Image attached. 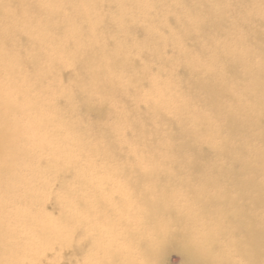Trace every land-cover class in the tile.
<instances>
[{
    "label": "bare ground",
    "instance_id": "1",
    "mask_svg": "<svg viewBox=\"0 0 264 264\" xmlns=\"http://www.w3.org/2000/svg\"><path fill=\"white\" fill-rule=\"evenodd\" d=\"M23 1L0 0V29H2L0 45L15 51L14 55L7 52L6 57L0 53V64L2 61L8 62L7 65L1 64V68H8L9 76L14 78L13 75L17 73L14 65L17 64L21 67L19 72L26 73L30 78L35 74L43 77L61 65L66 66L68 63L53 60L49 67L48 57L37 54L41 51L40 45L25 25L29 20L33 27L37 22L42 23L55 37L53 40L55 44H59L64 39L70 28L76 27L82 34L83 47L77 51L76 42L69 39L64 49L69 61L72 59L71 54L76 52V62L71 66L77 75L74 79L75 85L87 82L92 75H97L99 94L102 97H113L118 101L117 107L113 108L116 119L122 124L132 125L136 132L134 135L137 136V147L130 152L125 151L120 156V163L114 169L124 174L101 177L100 181L103 183L97 187L102 193L99 192L100 196L108 197L111 205L128 201L130 205L140 204L141 208L146 209L152 217L164 211L163 205L158 201L159 187L148 188L149 191L144 195H138L137 193L141 191L136 190L147 182H159L165 186L168 185L167 181H171L178 189L169 186L174 188H171L169 194L165 196L183 193L179 191L183 189L187 192L186 196L190 201H195L197 204L202 202L203 205L212 207L213 212L223 213L222 209L217 210L218 204L227 206L223 209H232L236 219L234 220L232 216L226 217L235 224L233 229H230L231 237L242 242L253 264H262L264 262V24L257 21L262 14L256 5L264 3V0H251L253 1L251 9H245L244 0H157L162 7H175L186 11L185 16L181 13L175 17L172 15L173 18L169 19L167 24L173 29H180L185 38L192 39V47L182 52L174 50L171 46L182 44L184 39L174 40L159 27L156 35L148 38L158 43L157 54L151 60L136 56L130 47L123 44L121 33L124 31L125 15L122 19L108 18L110 9L121 3L120 0H94L97 7L101 4L105 6L102 13L103 21L94 29L95 36L89 15L83 9L67 8L59 12L46 13L39 8L38 10L13 8L14 17L9 16L6 24L3 5L17 6ZM52 2H63L68 5L87 3L89 0H52ZM214 5H219V8ZM65 12L69 14L67 17ZM13 19L15 22H12ZM254 21L258 24L257 31L255 27L254 32H249L248 28ZM262 21L264 22V17ZM238 23L246 24V33L235 32ZM5 27L8 29L7 35L3 31ZM29 42L32 45L28 44ZM154 65H157V68H154ZM98 66L101 71L98 74L92 73V70ZM107 68L123 73L127 84L122 86L110 77L106 79ZM157 76L159 91L153 82V77ZM68 90L67 88L63 90L62 98L68 97ZM76 90L80 91L78 87ZM80 93L83 94L81 91ZM165 100L173 105L170 111L173 118L175 116L178 122L190 125L192 133L188 132L189 130H182L184 124L178 125L171 118H167L170 138H179L182 143L179 145L167 143L161 147L146 145L148 137H152L156 131L153 115L167 106ZM84 106L87 109H92L94 106L103 110L110 104L93 101L85 103ZM51 116L58 118L57 110H52ZM28 124H33L30 118ZM63 125L64 128L68 127L66 124ZM8 127H0V159L8 155V150L12 159L18 162L20 151L16 137L19 132H12ZM92 131L97 134L96 137H108L103 127L88 122L84 132L77 133L82 137L80 138L82 143L91 139ZM254 131L257 133L244 139L246 133ZM254 141L263 147L254 146ZM111 143L109 139L107 146L118 155L117 149ZM141 145L143 148L138 149ZM232 166L240 168L239 173L233 172L237 180L233 177ZM145 167L147 171L144 170ZM117 180L129 181V184L134 185L132 194L126 192V195H123L125 193L112 190L110 195L106 196L103 192L111 185L110 181ZM229 183H235L234 193L227 191ZM153 197H157V200ZM95 207L94 221L105 220L108 207L99 200H96ZM253 209H257L258 213ZM173 211L169 210V214L173 215ZM134 212L133 209L129 213ZM221 224L216 223L220 234L224 235L229 229L225 230ZM80 228L81 225L68 236L62 225H50L46 232L40 235L42 238L38 240V247L34 250L37 256L34 264H41L40 261L42 262L48 254H52L53 250L57 249L62 252L63 259L60 264L62 262L70 264V259L81 253V245L79 247L71 241L80 235ZM131 228L132 226L128 227L122 234L123 240L128 241L125 245L131 240L135 244L137 239V234ZM229 238L225 242H228ZM110 239L118 240L119 236H112ZM141 245V249H144V243ZM181 249L183 250L182 247ZM109 255L111 264H121L125 252L110 251ZM187 255L188 264H212L211 258H193ZM10 262L9 258H5L0 264H10Z\"/></svg>",
    "mask_w": 264,
    "mask_h": 264
},
{
    "label": "rangeland",
    "instance_id": "2",
    "mask_svg": "<svg viewBox=\"0 0 264 264\" xmlns=\"http://www.w3.org/2000/svg\"><path fill=\"white\" fill-rule=\"evenodd\" d=\"M120 2L127 3L132 8L130 12L124 14L126 19L123 21L124 31L121 34L123 35V44L126 47H130L136 56H142L145 60L154 58L157 54L156 46L158 43L148 38L156 35L159 27L164 29L167 34H170L174 40L184 39L182 44H173L171 46L174 50L182 52L192 47V39L185 38L180 29H173L167 24V21L173 18L172 15L175 17L181 13L185 16V10H178L175 7H162L157 3V0H120ZM252 2L251 0H244L243 6L245 9L253 8ZM139 3L150 4L152 8L139 9L134 7ZM18 4L17 6L9 5L11 9H41L40 0H24L23 3ZM67 8L71 7H66L65 9ZM110 11L109 19H114V16L119 18L121 15L118 6L111 8ZM263 17L264 14L257 21L264 24L262 21ZM238 25V29L235 32L241 34L247 32L245 23H238ZM257 25L254 21L249 26L248 31L254 32ZM1 31L2 29H0V33ZM255 31H257V27ZM29 33L32 34L30 31ZM28 44L32 45L31 42ZM0 48L13 55L15 53V51L9 50L3 45H0ZM37 54L46 56L42 51ZM1 64L7 65L8 62L2 61ZM1 64L0 127L9 126L8 128L12 132H19L16 142L20 153L18 162L12 159L8 150V155L0 159V261L9 258L10 264H34L37 261L34 250L38 247V240L42 238L40 235L46 232L52 224L55 226L71 225L64 196L69 193L70 187L76 181L77 172L74 168L66 166L62 160H59L57 154L49 147L54 137L57 135L63 137L67 134L78 136L77 133H80V131L84 132V127L88 122L103 127V131L108 137H96L97 134L92 131L93 136L90 140H85L82 146L84 152L93 158L97 168V175L108 177L124 174L114 169L120 163V156L125 151L130 152L137 147V136L134 135L136 132L132 125L122 124L116 119V114L111 105L106 106L103 110L94 106L92 109H87L84 106L88 102V97L76 90L74 86V79L77 76L76 71L68 64L64 67L62 65L59 66L60 69L58 67L43 77L35 74L30 78H28L26 73L19 72L21 67L17 64L14 65L17 73L13 75L14 78H11L9 76L10 73L7 72L8 68L4 67L2 69ZM43 64H45V61ZM153 67L157 68V65ZM5 85H7V95L5 94ZM65 88L71 89L74 100L79 105L76 115L72 113L69 95L65 98L61 97V91L62 89L65 90ZM165 103H167V106L162 107L159 113L156 112L153 115L156 131H154L152 137H148L146 145L161 147L167 143L176 145L182 143L179 138H170L167 118H171L178 125L184 124L185 126L181 127L182 130H189L188 132L192 133L190 125L178 122L175 116L173 118V114L170 112L173 107L172 103L167 100H165ZM52 110H57L58 113V118L54 120L50 119ZM29 118L33 122L32 125L28 124ZM54 124H66L68 127L64 128L65 131L57 133L53 131ZM52 132L54 133L51 134ZM255 133L257 131L246 133L244 139ZM109 139H111V144L117 149L118 155L114 154L107 146ZM88 141L92 143L89 144ZM101 141L102 144L100 143ZM92 144L99 146L98 151L92 147ZM253 145L262 146L256 141L253 142ZM142 148L143 146L141 145L138 149ZM231 169L233 177L237 180L233 172L237 171L239 173L240 168L232 166ZM195 173L197 174L198 172ZM164 174L167 173L164 172ZM180 174L184 173L180 172ZM102 183L103 181L99 179L93 186L90 195L94 199L91 205L84 199L76 201L77 208L81 209V212H87L90 217L93 214V217L96 216V200L104 203L108 209H106L105 220L94 221V226L91 229H89L88 224H81L80 235L71 240L79 247L81 245V253L70 259V264H90L92 260L98 261L99 264H111L109 252H124L122 246L128 241L123 240L122 234L128 227L132 226L133 228L130 221L134 219L137 210L142 209L140 204L130 205L129 201L111 205L108 197L100 196L101 191L97 187H100ZM110 183L109 188H106L103 192L106 193V196H109L112 190L125 193L123 195H126V192L127 194H132L134 191V185L129 184V181L117 180L110 181ZM167 184L164 186L159 182L151 181L144 183L136 191H141L137 193L138 195H144L149 191L148 188L156 186L159 187L158 195H167L169 190L175 187L171 181H167ZM171 185L174 187H169ZM227 187L229 189L227 191L232 193L236 190L235 183H229ZM175 189L178 188L175 187ZM179 191H183L185 195L187 193L183 189H179ZM198 205L204 215L214 224L222 223L221 225L225 230L229 229L226 234H220L221 241L225 242L227 238L232 236L230 229H233L235 224L233 220L226 218L227 216H232L234 220L236 219L232 209H223L227 206L218 204L217 210L222 209L223 213L220 211L213 212L214 209L212 207L203 205L202 202H198ZM109 209L110 212L108 213ZM133 209L135 212L130 214L129 212ZM253 210L258 213L257 209ZM175 215L176 213L173 211V216ZM112 236H119V239L112 241L110 239ZM129 243L134 244L132 240ZM179 245V242H174L161 252V264H188V255ZM220 247V245H217L216 250H220ZM62 259V252L57 249L56 251L53 250L52 254H48L40 263L60 264Z\"/></svg>",
    "mask_w": 264,
    "mask_h": 264
},
{
    "label": "clouds",
    "instance_id": "3",
    "mask_svg": "<svg viewBox=\"0 0 264 264\" xmlns=\"http://www.w3.org/2000/svg\"><path fill=\"white\" fill-rule=\"evenodd\" d=\"M120 17L114 16V19H122L123 15L130 12L132 8L127 3H119ZM66 7H71L74 10L83 9L89 15V22L92 25L93 36H95V27L103 21V5L97 7L94 0H89L87 3L68 4L63 2L53 3L52 0H40V8L46 13L59 12ZM134 7L139 9H151L152 5L147 3H139ZM217 9L219 5H214ZM260 13L264 14V3L256 5ZM5 11L4 21L7 24L9 16L14 17V12L8 4L3 5ZM69 14L65 12L67 17ZM12 22H15L13 19ZM30 29L33 38L40 45V50L48 57V65L51 66L53 60H59L63 63H68L73 66L76 62V52L71 54V61L68 60L64 49L67 47L69 39L74 40L77 44V51L83 45L81 43V33L76 27L69 29L68 34L59 43H53L55 37L48 32L47 27L40 22L33 27L29 23L25 25ZM7 35V27L3 29ZM241 39L243 37L241 36ZM0 53L7 56L6 50L0 48ZM101 71L100 67L92 70V73L98 74ZM107 78L121 83L127 84V79L123 73L114 72L111 68H107ZM154 86L159 91V77H153ZM82 93L88 97V102L99 101L100 103L107 102L113 108L117 107L118 101L113 97H102L98 91L97 75H92L87 82H82L78 85ZM69 92V100L72 104V113L76 115L78 111V103L75 102L74 96ZM5 94L7 95V85H5ZM61 94H63V89ZM54 120L55 117H50ZM75 123V121H73ZM54 132L65 131L63 124H54ZM91 144V141H88ZM102 144V141L100 142ZM49 147L57 154V158L62 160L68 167L74 168L77 172L76 181L70 187L69 193L64 196L66 200V208L68 219L71 226L64 225V231L68 236L72 234L76 227L81 224H88L89 229L94 226V217H90L87 212H81L76 205L78 199H84L90 205L93 203V197L90 195L95 183L101 179L97 175V168L93 158L84 152L82 141L75 134H67L63 137L57 135L50 142ZM97 151L99 146L92 144ZM147 171V167L144 169ZM157 200V197H153ZM159 203L163 205L164 211L159 215L150 217L146 209H138L132 223V230L137 234L135 244L129 243L123 245L125 252L124 259L121 264H161L160 254L170 244L179 242L183 250L191 257L211 258L212 264H253L247 249L240 240L230 237L228 242L220 240L219 226L214 224L207 218L200 206L190 201L183 193H174L171 196L160 194L158 197ZM169 210H174L176 215H170ZM144 243L145 248L141 249L140 244ZM217 245H220V250H216ZM247 257V258H246ZM90 264H99L98 261H90ZM264 264V262H262Z\"/></svg>",
    "mask_w": 264,
    "mask_h": 264
}]
</instances>
